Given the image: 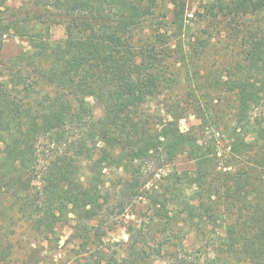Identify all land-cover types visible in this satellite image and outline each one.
<instances>
[{"label":"trees","instance_id":"trees-1","mask_svg":"<svg viewBox=\"0 0 264 264\" xmlns=\"http://www.w3.org/2000/svg\"><path fill=\"white\" fill-rule=\"evenodd\" d=\"M6 2L0 264H16L18 221L58 251L56 226L71 220V264H198L189 232L215 262L264 264V0H204L189 19L187 0H32L23 15ZM57 25L65 35L54 40ZM8 36L27 47L4 58ZM182 83L213 106H196L187 130L184 106L149 108ZM182 154L194 169L177 168ZM139 198L148 221L105 242V217ZM41 255L33 247L21 264Z\"/></svg>","mask_w":264,"mask_h":264},{"label":"rangeland","instance_id":"rangeland-1","mask_svg":"<svg viewBox=\"0 0 264 264\" xmlns=\"http://www.w3.org/2000/svg\"><path fill=\"white\" fill-rule=\"evenodd\" d=\"M202 1L204 0H187V17L193 18V13L198 10L202 11ZM6 7L16 8L22 11L21 15L25 14L27 10H32V0H7ZM57 6H51V9H56ZM170 4H166L163 8H172ZM39 11H43V8H39ZM165 10L162 11V13ZM189 21V20H188ZM191 23L193 21H190ZM52 39L63 38L64 27L62 25L53 26L51 29ZM27 47V40L22 36H8L4 40L2 56L4 58H10L14 55L20 53L23 49ZM212 60V59H210ZM185 83H182L180 87H175L161 96V99H158L150 103V109L155 111H160L167 113L169 109V104L177 106H184L182 117L179 120V124L182 130H187L194 125L199 123V119L195 114L196 106H203L204 108L209 107L210 110L212 104L206 102V98L198 97L201 91L197 89V86H194L193 90L195 91L197 97L190 98L186 94ZM162 101V102H161ZM178 109V108H177ZM181 110V109H178ZM212 111V110H211ZM97 116L102 114L100 109L96 111ZM211 130V129H210ZM176 166L179 170H192L195 168V162L190 160L186 154H182L176 159ZM151 185V184H150ZM149 185V187H150ZM135 206L129 207L125 213L111 214L105 217V235L103 236L104 241L107 243L115 244L122 243L128 239L127 225L129 221H132L133 224H141V221H148V218L145 217V199L139 198L137 201H134ZM72 216V215H71ZM70 216V217H71ZM74 221L71 220L69 223H59L56 226V237L59 238L58 251H51V247H55V241L51 243L43 238L40 235H35L33 231H30L26 222L18 221L16 225L13 226V233L10 235L12 241L15 244V253L13 258L16 264L23 263L29 254L32 252L33 247L41 251L42 261L39 264H71L76 258V246L75 242L69 241L70 235L72 233V225ZM185 244L189 250V258L194 259V263L198 264H222L221 262H215L214 255L211 249V243L208 242L203 236L196 235L194 232H189L184 239ZM34 242V243H33ZM50 243V244H49ZM255 248V247H254ZM253 248V249H254ZM154 264H167L165 260L157 259ZM237 264H253L252 261L248 258Z\"/></svg>","mask_w":264,"mask_h":264}]
</instances>
